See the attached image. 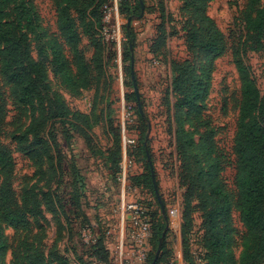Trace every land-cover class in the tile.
<instances>
[{"label":"rangeland","instance_id":"1","mask_svg":"<svg viewBox=\"0 0 264 264\" xmlns=\"http://www.w3.org/2000/svg\"><path fill=\"white\" fill-rule=\"evenodd\" d=\"M25 1L33 9L43 42L56 43L68 65L71 81L77 84L75 89L70 88L69 81L52 70L50 52L39 56L33 47V58L46 65L48 91L60 96L66 117L71 121H76L73 119L76 113L90 116L92 126L88 132L103 151L102 155L92 156L84 137L67 122L69 135L58 136L60 150L68 161L76 160L86 178L87 226L93 236L103 233L113 262L118 264L114 247L119 238L120 221L116 209L121 197L137 203L150 221L152 214L157 217L161 213L150 186L147 149L168 219L158 264H188L183 253L194 264H206L203 218L199 210L202 196L195 192L190 199L186 198L190 182L183 172L186 156H197L204 167V179L220 182L231 193L228 248L235 264H239L248 231L239 215L235 187L238 174L233 147L239 122L241 84L233 51L246 34L244 14L249 0L209 1L206 15L225 38L224 52L212 61L204 51L191 48L187 42L183 0H142V15L129 21L135 35L130 55L125 53L127 44L123 30L128 18L120 14L119 0H116V15L112 8L114 0H107L103 5V14L108 10L110 15L106 25L102 20V28L92 24L94 20L85 19L87 30L78 19L79 2ZM258 4L261 5L262 0ZM64 6L69 7L77 21L79 39L76 45L70 44L58 28V15ZM15 12L14 0H0V26L11 25ZM3 49L0 42V99L3 104L0 147L13 158L11 186L17 204L26 208L28 224L22 226L7 220L0 211V264H77L67 245V223L56 206L44 197L57 183V174L51 166L53 152L38 157L32 140L23 142L16 138L28 125L32 108L19 101L18 87L2 69ZM130 56L142 114L132 84ZM244 61L264 95V51H247ZM172 65L179 68V74L185 69L189 76L200 81L197 107L201 122L192 118L188 122L185 111L175 113ZM56 105L52 100L51 106ZM53 122L56 127L61 124L58 119ZM207 131L213 133L211 147L205 139ZM112 149L120 152L116 175L104 158ZM191 225L193 228L188 233ZM81 228L75 229V238L77 235L82 238ZM186 234L187 245L183 249L182 238ZM158 245L151 246L148 241L143 248V259L130 257L123 264H150Z\"/></svg>","mask_w":264,"mask_h":264},{"label":"trees","instance_id":"2","mask_svg":"<svg viewBox=\"0 0 264 264\" xmlns=\"http://www.w3.org/2000/svg\"><path fill=\"white\" fill-rule=\"evenodd\" d=\"M14 1L16 12L13 23L9 26H0V42L4 46L1 54L2 69L7 78L18 87L19 101L32 108L28 125L16 138L23 142L32 140L35 145L34 152L38 157L43 153L49 155L51 151L53 152V155H50L53 158L51 166L57 174V183L52 191L45 193L44 197L56 206L67 223V245L77 264H114L106 248L103 233L96 236L94 243L89 244L84 243L81 236L79 237L77 234L78 237L74 236L77 228L82 227L81 230L89 228L85 213L87 205L85 202L86 178L76 160L68 161L66 159V155L62 153L58 143L60 134L69 135L67 122L84 137L92 156L102 155L103 151L88 132V128L92 126L89 123L90 116L76 113L73 117L76 121H71L66 117L67 111L60 96L55 92L48 91L46 65L33 58L31 54L33 47L37 49L39 56L50 52L52 70L56 75L66 78L70 88L75 89L77 84L71 81L68 65L56 43L43 42L31 5L25 0ZM70 1L80 3L82 9H77V13L84 29L87 30L85 19L87 21L94 20L92 24H97L99 29L102 28L104 15L102 7L107 0ZM209 1L211 0H183L182 11L186 15L189 46L204 51L209 61H212L224 52L225 38L216 28L213 20L206 15ZM259 1L249 0L248 8L244 14L246 34L243 40L238 41L237 47L233 51V59L241 84L239 122L233 147L238 174L235 187L239 215L248 231L243 244L244 253L240 257L239 264H264V95H261L250 74L249 67L244 61L247 51H264V0L261 5L258 4ZM140 2L142 0H119L120 14L127 18L140 16L143 12ZM58 28L70 44H77L79 39L77 21L70 13L68 6H64L59 12ZM123 30L127 44L125 53L130 55L135 39L130 22L125 23ZM130 73L132 81H134L132 63ZM171 79V89L175 98V113L185 111L188 122L191 121V118L201 122L202 118L197 107L200 97V81L189 76L185 69H182L179 74V68L175 65L171 67ZM82 86L84 87L85 84ZM52 100L57 103L55 107L51 106ZM2 114L3 104L0 99V122ZM55 119L61 122L60 126H55V122H53ZM141 120L144 119L141 117ZM205 139L208 146H213L212 131H207ZM145 151L147 159V149ZM104 158L110 163V169L116 172L115 175L118 174L119 150L112 149L104 155ZM184 158L187 161L183 171L184 178L190 179L186 198L190 199L195 192L202 196L199 210L203 218L202 243L206 264H235L232 251L228 248L232 209L231 193L220 182L204 179V167L197 156ZM13 170V158L9 152L0 147L1 215L7 220L27 226L26 208L23 204H17L11 186ZM149 176L150 186L154 192L151 170H149ZM34 200L33 202H35ZM150 223L149 242L153 246V244H159L162 234L165 236L168 219L162 213H159L157 217L152 214ZM192 228L193 225L189 226L188 233ZM187 234L182 238L183 249L187 245ZM162 249L161 247V255H158L155 264L161 260ZM183 255L186 263L194 264L190 259H187L184 253Z\"/></svg>","mask_w":264,"mask_h":264},{"label":"built area","instance_id":"3","mask_svg":"<svg viewBox=\"0 0 264 264\" xmlns=\"http://www.w3.org/2000/svg\"><path fill=\"white\" fill-rule=\"evenodd\" d=\"M113 11L117 13V1L114 0ZM112 11V9H110ZM110 11H104L103 22L106 25V19ZM104 25V26H105ZM119 216V238L114 247L118 264L130 257L136 260L144 258L143 248L148 244L151 236V223L144 210L135 202L126 201L121 197L117 209ZM96 236H93L89 228L82 230V241L86 244L94 243ZM106 248L109 251L107 244ZM129 249V250H128ZM110 254V251H109ZM180 256V252L177 253ZM112 260V256H110ZM113 262V260H112ZM114 263V262H113ZM115 264V263H114Z\"/></svg>","mask_w":264,"mask_h":264},{"label":"water","instance_id":"4","mask_svg":"<svg viewBox=\"0 0 264 264\" xmlns=\"http://www.w3.org/2000/svg\"><path fill=\"white\" fill-rule=\"evenodd\" d=\"M140 3H141V10L143 11V3L142 2H140ZM141 15H142V13H141ZM129 21H130V18H128V23H129ZM132 61H133V59H132V56H131V63H132ZM133 85H134V89H135V93H136V98H137V101H138L139 98H138V92H137V89H136V83H135V81H133ZM138 109H139L140 113H142V109H141V106H140L139 102H138ZM147 160L149 161V165H150L151 177H152V184H153V189H154V192H155V195H156V199L159 202L160 209H161V213L164 214L165 213L164 204H163V202L161 200V197L159 195V192H158V189H157V186H156V183H155V179H154V175H153V171H152V166H151V163H150V159H149L148 153H147ZM163 236H164V234H162V236L159 238L158 248H157V250H156V252L154 254V257H153V259H152V261H151L150 264H155V262L157 260V257H158L159 251H160V245H161Z\"/></svg>","mask_w":264,"mask_h":264}]
</instances>
